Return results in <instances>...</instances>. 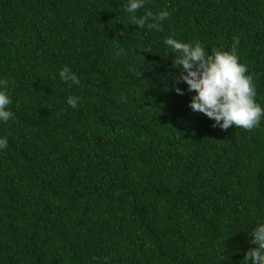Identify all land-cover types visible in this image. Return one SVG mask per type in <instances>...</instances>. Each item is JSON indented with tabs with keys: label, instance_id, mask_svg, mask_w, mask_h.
<instances>
[{
	"label": "trees",
	"instance_id": "obj_1",
	"mask_svg": "<svg viewBox=\"0 0 264 264\" xmlns=\"http://www.w3.org/2000/svg\"><path fill=\"white\" fill-rule=\"evenodd\" d=\"M0 0V264H244L264 218V117L212 126L164 38L232 45L264 107V0ZM68 65L79 84L61 81ZM175 86L186 88L184 82ZM68 95L80 97L75 109Z\"/></svg>",
	"mask_w": 264,
	"mask_h": 264
},
{
	"label": "clouds",
	"instance_id": "obj_2",
	"mask_svg": "<svg viewBox=\"0 0 264 264\" xmlns=\"http://www.w3.org/2000/svg\"><path fill=\"white\" fill-rule=\"evenodd\" d=\"M147 0H125L123 10L129 23L138 27L160 30L161 21L169 16L166 8L153 13L145 10L137 16L138 9L144 8ZM164 43L174 53L172 67L177 69L173 79L172 90L179 95L192 92L188 108L193 112L202 113L212 120L213 127L227 129L230 126L245 130L256 127L264 117V107L255 99L256 91L253 78L247 72V66L241 63L237 54L239 37H233L230 48L206 47L199 40L182 41L169 35ZM61 81L79 84V77L68 65L58 71ZM184 82L186 88L175 86ZM0 80V122H6L13 117L9 109L12 98ZM79 96L68 95L66 104L73 109L78 105ZM7 145V138L0 136V149ZM249 247L243 256L244 264H264V218L257 220L247 233Z\"/></svg>",
	"mask_w": 264,
	"mask_h": 264
}]
</instances>
